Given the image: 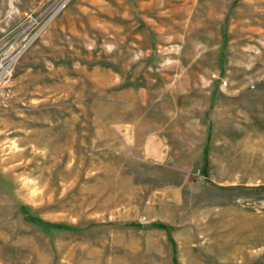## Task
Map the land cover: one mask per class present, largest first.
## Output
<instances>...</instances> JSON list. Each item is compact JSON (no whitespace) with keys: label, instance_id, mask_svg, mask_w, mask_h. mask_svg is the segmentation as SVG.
Returning <instances> with one entry per match:
<instances>
[{"label":"rangeland","instance_id":"rangeland-1","mask_svg":"<svg viewBox=\"0 0 264 264\" xmlns=\"http://www.w3.org/2000/svg\"><path fill=\"white\" fill-rule=\"evenodd\" d=\"M0 264H264V0H0Z\"/></svg>","mask_w":264,"mask_h":264}]
</instances>
